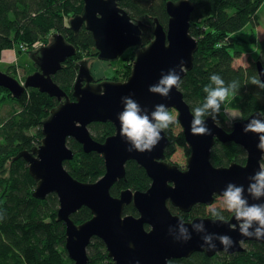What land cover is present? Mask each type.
Listing matches in <instances>:
<instances>
[{"label": "water", "instance_id": "water-1", "mask_svg": "<svg viewBox=\"0 0 264 264\" xmlns=\"http://www.w3.org/2000/svg\"><path fill=\"white\" fill-rule=\"evenodd\" d=\"M82 2L81 12L69 19L68 26L75 33L83 26L91 33L99 59L115 60L128 47L140 44L143 24L132 20L119 6V0ZM192 11L190 0L165 1L166 27L157 17L153 18V38L137 50L131 73L123 81H95L88 60H79L71 90L73 99L52 78L63 62L76 53L75 46L60 32H54L51 42L31 52L38 69L27 75L23 83L0 70V87L14 98L18 99L27 88H35L58 101L41 123L40 144L19 151L14 159L26 161L28 173L35 181L34 198L43 200L51 193L57 196L56 220L64 224V247L73 264H88L87 247L93 237L102 241L114 264H168L171 259L187 258L195 252H204L210 257L219 252H242L246 242L264 243V239L241 236L233 213L223 221L209 216L184 220L168 206L169 202L182 212L198 204L209 206L215 195L222 196L230 182L247 189L248 177L259 170L264 156V150L258 148V135L242 131L253 116L263 115L262 112L254 111L234 121L229 130L206 116L211 134L193 135L190 133L193 112L181 90L172 88L167 98L149 91V86L156 84L169 69L179 72L181 61L185 69L179 73L181 78L192 68L198 45L189 32ZM255 68L264 82V67L259 60L255 61ZM125 96H131L149 112L157 104L176 110V120L190 149L184 169L166 161L169 138L164 131L163 139L151 152L128 151L130 145L120 135L118 119ZM107 121L113 124L114 133L103 141L93 138L88 125ZM69 138L77 141L83 152H96L103 157L104 173L96 181H80L64 167V161L73 158V150L67 144ZM215 141L241 146L246 153L244 163L232 161L226 166H215L211 161ZM130 160L145 170L151 182L144 191L126 188L114 196L110 188L125 178V165ZM248 199L249 203H264V197L258 201ZM129 204L134 206L137 215L124 213ZM83 206L90 210L91 217L76 223L71 215ZM179 220L190 231H193L192 223L203 221L209 233L228 235L233 245L225 251L214 238L211 243L216 247L209 250L203 245L201 234L195 232L190 240L177 241L173 235L178 234ZM233 226L237 229L233 230ZM169 228L173 235L169 234Z\"/></svg>", "mask_w": 264, "mask_h": 264}, {"label": "trees", "instance_id": "trees-1", "mask_svg": "<svg viewBox=\"0 0 264 264\" xmlns=\"http://www.w3.org/2000/svg\"><path fill=\"white\" fill-rule=\"evenodd\" d=\"M165 1L119 0V6L127 11L131 19L143 24L140 47L147 45L153 38L154 17L166 27L168 17ZM190 1L193 11L189 32L197 39L198 45L193 66L181 78L179 89L191 111L205 102L206 93L203 89L210 85V76L218 74L225 84L237 81L239 85L235 97L231 96L227 101L229 108L241 111L242 118L254 111L264 115V92L260 93L257 91L258 86L250 83L251 78L257 77L255 62L245 67H234L232 59L239 51H231L234 47L226 41L233 39L232 34L247 24L254 27L257 11L264 0ZM82 5V0H0V54L2 50L20 42L30 44L42 39L47 44L46 36L50 32H60L67 42L75 46L76 53L63 62L52 78L73 99L71 90L77 74L76 63L82 55L97 54L91 33L84 26L75 33L65 22V18L80 13ZM259 47L256 60L264 67V38ZM132 60L131 57L128 59ZM11 70H15V67L8 65L5 72L15 76ZM130 70L129 63L124 77L129 75ZM6 98L14 100L17 108L0 117V264H72L64 247V224L56 220L57 196L51 193L43 200L34 198L32 190L35 181L28 173L26 161L23 158L14 159L19 151L30 150L40 144L43 136L41 123L49 111L58 105V101L35 88H27L16 99L11 97L7 89L0 87V102ZM215 121L224 129H230L222 121L221 113ZM88 128L92 137L99 141L114 133V126L108 121L92 122ZM164 133L169 138L165 149L166 158L178 153L187 159L190 149L179 123L170 125ZM67 144L73 150V158L64 161L63 165L73 177L94 182L102 176L104 161L100 154L83 152L81 145L71 138ZM245 156L243 148L233 142L215 141L211 149V161L215 166H226L232 161L244 163ZM261 163L264 166V156ZM150 182L145 170L130 160L125 165V178L115 182L110 193L117 196L126 188L144 191ZM219 201H222V196L215 195L209 205V215L210 209L216 207L224 218H228L232 212L219 205ZM168 206L184 220H191L196 216L193 213L206 207L198 204L190 211L182 212L169 202ZM124 213L137 215L132 204L125 206ZM71 217L76 223H81L91 217V212L83 206ZM244 247L242 252H219L210 257L204 252H195L187 258L171 259L168 264H264V243L246 242ZM99 250L105 251V246L99 238L93 237L88 245L89 264H100L96 257Z\"/></svg>", "mask_w": 264, "mask_h": 264}, {"label": "clouds", "instance_id": "clouds-1", "mask_svg": "<svg viewBox=\"0 0 264 264\" xmlns=\"http://www.w3.org/2000/svg\"><path fill=\"white\" fill-rule=\"evenodd\" d=\"M178 67L179 72L175 68L169 69L167 74H163L156 84L149 86V91L167 98L171 89L179 88L182 83L179 73L185 70L184 62L181 61ZM210 81V85H206L203 89L206 93L205 102L193 109L190 123V133L193 135H210L211 130L206 125L205 117L215 119L220 113L222 104L229 96L235 97L239 89L237 81L225 84L218 74H212ZM250 83L264 89V82L259 79V76L251 78ZM122 103L123 110L118 114L121 125L120 135L130 145L128 151L151 152L163 139L161 133L177 122L175 114L170 112L164 104L155 105L149 112L131 96L122 97ZM235 118L236 116L233 115L232 119ZM242 131L245 134L249 132L257 134L258 148L264 150V115L258 113L253 116ZM248 180L247 189L243 185L228 183L222 191V205L225 210L234 214L241 236L262 240L264 239V203H249L248 197L254 201L264 197V166L248 177ZM210 212L213 217L223 221L224 217L216 207H212ZM191 229L193 231H190L189 227L179 220L178 234L173 235L171 228H169V234L173 235L177 241L184 242L192 238L193 232L201 234L203 245H207L209 250L216 247L211 243L214 238L219 240L225 251L233 245L230 236L209 233L203 221L192 223ZM236 229L237 226H233V230Z\"/></svg>", "mask_w": 264, "mask_h": 264}, {"label": "rangeland", "instance_id": "rangeland-1", "mask_svg": "<svg viewBox=\"0 0 264 264\" xmlns=\"http://www.w3.org/2000/svg\"><path fill=\"white\" fill-rule=\"evenodd\" d=\"M73 16L74 15L65 18V22L67 25L69 19ZM46 37L48 39V43L51 42L52 32H50ZM232 38L233 39L226 40L228 43L232 44V47H234L231 48V51H233V49L239 51L238 54L234 55L232 59V65L234 67H245L251 64L252 62H255L257 59V55L259 54V43L261 39L264 38V2L257 11V20L254 27H252L250 24H247L242 29L233 33ZM45 44L46 43H44L42 39H37L30 44L27 42H20L18 44H14L12 48L2 50L0 54V70L5 72L8 65H13L15 67V70H11V74L14 73L15 76L13 77L16 78L20 83H23L27 75L33 73L38 69V67L34 63V60L31 57V52ZM139 48H141L139 45L128 47L126 50H124L121 55H119L117 59L112 61L99 59L97 57V54L93 56L82 55L81 59L88 60L89 69L91 74L95 78V81L112 79L116 81H123L131 73L130 70L129 75L124 77L125 69H127V65L129 63L130 69H132V63ZM95 51H97L96 48ZM130 57L133 59L132 61H128ZM257 91L263 93L264 89L258 87ZM10 95L11 97H13L11 93ZM230 97L231 96H229V98ZM229 98L222 104L220 110L221 119L222 121H224V124L227 128L231 127L234 121L242 119L241 111L229 108L227 106V101L229 100ZM16 108L17 104L15 103V101L11 98H6L5 100L0 102V117L8 115L10 112L15 111ZM169 111L174 113L175 116H177L176 110L170 108ZM233 115L236 116L235 119H232ZM166 161L175 164L182 169H184L186 166V157H183L181 154L178 153H175L171 157H167ZM33 191L34 189L32 190V192ZM218 203L222 206V201H219ZM208 210L209 206H206L203 209L200 208L196 213H193V215L211 217V215H209ZM103 253L105 254L103 255ZM96 257L97 261L100 262V264H111V262L113 263L112 259L107 255L106 249L105 251L99 250L98 256ZM109 258L111 260H109ZM68 259L73 264V261L69 257ZM90 262L91 261L89 259L88 264Z\"/></svg>", "mask_w": 264, "mask_h": 264}, {"label": "flooded vegetation", "instance_id": "flooded-vegetation-1", "mask_svg": "<svg viewBox=\"0 0 264 264\" xmlns=\"http://www.w3.org/2000/svg\"><path fill=\"white\" fill-rule=\"evenodd\" d=\"M106 249V248H105ZM87 252H88V247H87Z\"/></svg>", "mask_w": 264, "mask_h": 264}, {"label": "bare ground", "instance_id": "bare-ground-1", "mask_svg": "<svg viewBox=\"0 0 264 264\" xmlns=\"http://www.w3.org/2000/svg\"><path fill=\"white\" fill-rule=\"evenodd\" d=\"M58 32V31H57Z\"/></svg>", "mask_w": 264, "mask_h": 264}]
</instances>
